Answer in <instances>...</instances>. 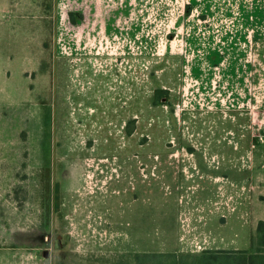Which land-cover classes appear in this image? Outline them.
<instances>
[{"label": "rangeland", "instance_id": "obj_1", "mask_svg": "<svg viewBox=\"0 0 264 264\" xmlns=\"http://www.w3.org/2000/svg\"><path fill=\"white\" fill-rule=\"evenodd\" d=\"M260 7L0 0V264H241L245 205L212 202L217 183L240 193V154H215L220 111L188 108L257 86Z\"/></svg>", "mask_w": 264, "mask_h": 264}, {"label": "crops", "instance_id": "obj_2", "mask_svg": "<svg viewBox=\"0 0 264 264\" xmlns=\"http://www.w3.org/2000/svg\"><path fill=\"white\" fill-rule=\"evenodd\" d=\"M259 11L261 20L256 27H259L260 30H255V32V25H253L254 22L252 18L253 11L250 12V14L245 13V24L246 26H252L251 31L254 33L255 40L259 39L258 43L261 48V50H259V57L257 58L260 69H257L256 72H252L250 67L249 71V74L252 75L250 79L257 81V86L253 87L252 82H250V86L248 87L247 85L242 86V78H239L238 85L241 87L240 90L244 93V98L236 95L235 99L230 101L231 98L229 96H224L223 103L204 101L194 105L191 104L190 108H188L189 110L199 108L206 110L217 109V111H220V116L213 118V120H204L202 124L206 128L216 129L215 133L218 134L216 142L219 143L220 149L215 154H240V160L238 161L237 159V165L235 167L233 166V168H237V171L242 170L244 172L245 180L244 184L239 185L240 193L238 195L235 193L234 196L231 194V188L225 187L226 185L224 184L217 183L215 184L216 187L213 189L212 202L217 207H222L223 205L225 208H232L236 199L239 197L240 204L245 205V219L242 221L245 224L243 231L245 245L238 249H245L247 252L250 251V254L255 252L253 250L256 249L255 246L257 244L256 223L260 220L264 221V7H260ZM248 14L249 18L247 17ZM251 31L250 37L252 36ZM258 33L260 35H258ZM253 39L250 38L248 40V36L245 32L244 40L246 46H253L251 42ZM234 86H237V83H235ZM239 100H241V102H238ZM242 101L245 102L242 104ZM226 110L229 111L225 112ZM198 123L200 122L198 121ZM187 131L186 126V132ZM193 135L194 134L190 136ZM226 136L228 138H226ZM203 137L204 136L198 134L197 139L192 140L193 144L198 146V148L201 147ZM233 138H235V140ZM230 141L237 143L232 151L225 149V143ZM214 159L215 157H213V160ZM222 164L227 166L224 161ZM189 165L191 166L193 163H189ZM231 165L228 170H231ZM221 177L222 175H218L216 180L221 182V180H223ZM232 214L234 213L230 209L229 216ZM227 218L228 217L224 213H220L218 220L220 223H224ZM221 249L224 250L228 248H217L215 250ZM259 253L264 256L263 251Z\"/></svg>", "mask_w": 264, "mask_h": 264}, {"label": "trees", "instance_id": "obj_3", "mask_svg": "<svg viewBox=\"0 0 264 264\" xmlns=\"http://www.w3.org/2000/svg\"><path fill=\"white\" fill-rule=\"evenodd\" d=\"M259 224H264V221L260 220ZM257 229L260 230V227H257ZM255 247H256L255 252L251 254L248 253L246 254V256L245 255L242 256L241 258H243L244 260L239 261V263L241 264H264V256L259 253L262 251L264 252V249L261 250V247L258 244ZM237 253H241V252L234 251V250L233 251L232 250H222V249L221 250H207V251H204L202 254L197 255L196 261L198 264L204 263V262L209 264V262H212L211 259H219V260H222L223 264H238L237 262H233V260L238 255ZM258 254H260L259 255L260 261L257 260L258 258L256 260L252 258V257H256ZM220 255L222 257H219Z\"/></svg>", "mask_w": 264, "mask_h": 264}]
</instances>
